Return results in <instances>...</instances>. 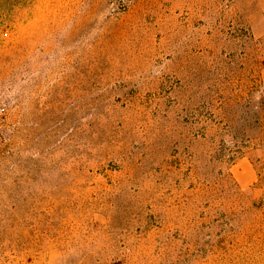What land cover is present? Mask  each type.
Segmentation results:
<instances>
[{
    "label": "rangeland",
    "instance_id": "obj_1",
    "mask_svg": "<svg viewBox=\"0 0 264 264\" xmlns=\"http://www.w3.org/2000/svg\"><path fill=\"white\" fill-rule=\"evenodd\" d=\"M0 264H264V1L0 15Z\"/></svg>",
    "mask_w": 264,
    "mask_h": 264
},
{
    "label": "trees",
    "instance_id": "obj_2",
    "mask_svg": "<svg viewBox=\"0 0 264 264\" xmlns=\"http://www.w3.org/2000/svg\"><path fill=\"white\" fill-rule=\"evenodd\" d=\"M33 0H0V15L8 16L10 12L31 4Z\"/></svg>",
    "mask_w": 264,
    "mask_h": 264
},
{
    "label": "crops",
    "instance_id": "obj_3",
    "mask_svg": "<svg viewBox=\"0 0 264 264\" xmlns=\"http://www.w3.org/2000/svg\"><path fill=\"white\" fill-rule=\"evenodd\" d=\"M264 1V0H263Z\"/></svg>",
    "mask_w": 264,
    "mask_h": 264
}]
</instances>
